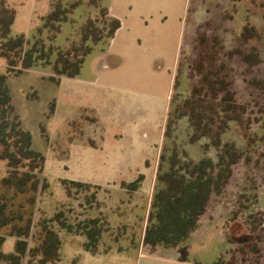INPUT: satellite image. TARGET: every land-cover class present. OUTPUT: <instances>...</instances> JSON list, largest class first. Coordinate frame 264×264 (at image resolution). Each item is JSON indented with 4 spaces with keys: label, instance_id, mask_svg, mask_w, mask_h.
<instances>
[{
    "label": "rangeland",
    "instance_id": "rangeland-1",
    "mask_svg": "<svg viewBox=\"0 0 264 264\" xmlns=\"http://www.w3.org/2000/svg\"><path fill=\"white\" fill-rule=\"evenodd\" d=\"M74 1L61 0L63 4ZM82 1L59 27L55 45L67 49L79 44L81 25L88 18L101 19L90 0ZM6 2L15 10L11 35L24 34L29 39L40 17L52 8L51 0ZM100 3L121 25L113 38L92 45L79 75L52 81L49 71L25 69L6 79L21 126L31 133L33 148L44 154L45 164L37 174L39 186L34 204H30L27 198L33 192L20 194L1 183L7 168L0 161V204L16 218L0 229V236L5 237L3 251L13 250L16 237L8 234L13 224L23 226L30 220L33 235L38 223L58 210L73 223L101 212L108 199V205H115L118 211L124 198H135V192H116L122 188L121 181L129 182L139 173H149L153 181L152 164L158 149L165 146L163 128L173 81L177 80L173 95L177 99L186 96L191 84L199 81L190 64L202 49L203 68L218 71L245 107L241 122H231L223 140L245 151L248 160L234 166L230 182L220 194L211 196L196 228L182 243L147 251L137 264H264V87L253 83L264 79V0ZM245 25L260 36L244 43L240 33ZM253 46L260 62L249 66L236 52H249ZM0 72H5L2 58ZM190 134L186 118L172 131L182 160L216 159V149L205 146L207 139L190 142ZM63 179L99 185L95 189L99 204L86 203L81 191H72L68 197ZM150 184L147 192L152 189ZM105 225L103 232L108 220ZM53 228L62 240L60 264H136V259L93 255L82 248V236L68 235L55 223ZM100 241L99 253L109 249L102 238ZM34 244L33 236L29 237L19 264H26L28 249ZM125 246L121 244L118 251L123 252ZM0 264L11 263L0 260Z\"/></svg>",
    "mask_w": 264,
    "mask_h": 264
},
{
    "label": "trees",
    "instance_id": "trees-1",
    "mask_svg": "<svg viewBox=\"0 0 264 264\" xmlns=\"http://www.w3.org/2000/svg\"><path fill=\"white\" fill-rule=\"evenodd\" d=\"M82 3V0L68 4H63L61 0H51V10L40 17V24L29 39L24 34L11 35L15 10L6 0H0V58L5 61V72H0V161H5L7 168L1 183L13 187L20 194L33 192V195L27 198L30 204L35 201V192L39 186L37 174L44 168L45 156L33 148L31 133L21 126L6 79L9 74H20L25 69L49 71L48 78L52 81L58 80L60 76L79 75L85 58L92 52V45L113 38L121 25L119 19L109 15L107 7L101 5L100 0H90L89 5H93L101 19L96 21L88 18L86 23L81 25L79 44L67 49L55 45L53 42L56 43L59 27L68 22V15ZM259 36L257 31L248 25H245L240 33L244 43ZM200 51L190 64L199 81L191 84L188 94L183 98L177 99L175 95L171 97L163 131L165 146L159 155L144 233L140 243L135 242L133 234L128 244L131 249L142 245L151 253L158 247L170 248L182 243L196 228L211 196L220 194L230 182L234 166L242 160H248L245 151L223 140L230 123L241 122L246 112L245 107L237 102L228 81L221 77L218 71L203 68V51ZM236 53L240 60L249 66L260 62L259 53L254 46L249 52L239 50ZM253 83L254 86L264 87V79H254ZM176 87L175 79L174 88ZM182 118H186L191 127L190 142L207 139L205 146L216 149V159L202 157L193 161L179 157L178 148L172 139V131ZM143 178V175L139 174L132 181H121L120 185L128 193L135 192L140 188ZM61 183L68 197L72 191H81L85 194L86 203L99 204L95 191L99 185L67 179H63ZM92 189L94 191L90 193ZM105 218V215L99 212L73 223L62 210H58L50 218L41 220L33 235L30 232V220L23 226L13 224L8 233L9 236L16 237L13 250L3 251L5 237L1 235L0 260L19 264L26 255L28 238L33 236L35 244L28 249L26 264H60L62 240L53 228L54 223L68 235L82 236V248L93 255L98 254L100 239L106 226ZM15 219L6 213V206L0 204V229ZM251 224L255 227L253 222ZM105 250L107 248L104 252ZM213 264L230 263L216 261Z\"/></svg>",
    "mask_w": 264,
    "mask_h": 264
},
{
    "label": "crops",
    "instance_id": "crops-1",
    "mask_svg": "<svg viewBox=\"0 0 264 264\" xmlns=\"http://www.w3.org/2000/svg\"><path fill=\"white\" fill-rule=\"evenodd\" d=\"M174 82L175 80L173 81V86L170 91L168 106L166 110V116H167V112L170 106L171 97L173 95ZM166 116H165V119H166ZM163 131H164V128H163ZM163 143H164V136L162 140V144ZM161 150L162 148L158 149L157 158L154 164H152V167L155 166L153 181H150V178L148 177L149 173L148 174L139 173V174H142L144 178H143L140 188L135 191V198L133 197L134 195H132L133 198H128V199L124 198L123 200L125 201V203L123 207H121V209H119L118 211L114 210L115 205H112V204L108 205L109 199L106 201V205L105 204H103V206L101 205L99 210L107 216V220H108L107 228L102 233L101 238L103 239L107 247H109V249L105 250L106 252H101L95 255H113L116 257L118 256L117 258L119 259H136V264H137V261L139 262V259L146 258L145 253H147V250L142 245L139 246L137 249H131L130 247H128V244L130 243L133 234H135L134 235L135 242L136 243L141 242V239L144 233L145 223H146V216L149 210V206H150V202H151V198L153 194L155 177H156L157 166L159 162V155H160ZM137 176L134 179H136ZM149 182L151 183L150 185H152V189L151 191L147 192L146 188H148ZM116 192L122 195L127 194L125 193L126 191L123 188L118 189ZM140 218H143L144 220L139 221ZM134 222H135V225H133ZM121 244L124 246L126 245L125 247H123V252L118 251V248H120Z\"/></svg>",
    "mask_w": 264,
    "mask_h": 264
}]
</instances>
